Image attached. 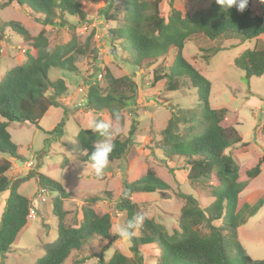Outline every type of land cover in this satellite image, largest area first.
Segmentation results:
<instances>
[{
	"label": "trees",
	"instance_id": "16d2710c",
	"mask_svg": "<svg viewBox=\"0 0 264 264\" xmlns=\"http://www.w3.org/2000/svg\"><path fill=\"white\" fill-rule=\"evenodd\" d=\"M12 2L41 14L45 26H54L58 24L57 20L60 25H65L68 16L78 18L80 23L87 20L82 0H5L2 5L8 6ZM161 2L123 0L122 24L111 29L110 34L131 50L137 63L145 59H165L173 53L171 62L154 70L153 83L164 81L166 90L177 91L181 88V79H186L191 87L198 90L194 107L187 110L172 108L167 126L161 131L160 139L155 140V146L166 159H182L191 182L209 181L215 177L217 185L212 186V203L204 207L192 194H180L185 203L178 218L179 229L170 232L163 223L146 218L140 226L142 233L137 235L136 229L129 240L132 255L116 250L106 260L104 252L114 240L110 234L112 217L109 213H98L94 204L110 199L109 193L106 196L88 197L81 207L82 218L75 216V223L69 224L67 217L72 212L64 209V203L71 196L61 183L36 171L12 181L7 175L12 162L1 158L0 196L7 192V197L0 220V255L13 250L18 234L29 221L34 202L21 194L19 187L35 176L40 189L57 194L52 200V211L58 224L56 240L43 246V255L33 264H65L72 252L83 251L86 243L95 237L109 240L98 254L100 264H144L141 246L149 244L156 245L159 250L156 264H264V259L255 260L249 255L238 234L239 228L264 205L263 197L255 204H244L237 210L240 195L247 183L240 180V165L227 151L241 144L242 137L235 126L222 124L228 110L211 106V81L183 56L186 42L197 35L211 41L235 38L255 40V47L244 50L235 58L234 64L244 72L246 80L263 76L264 42L261 36L264 35V3L262 14L255 15L252 0H248L243 12L237 11L235 6L231 9L221 6L214 0L207 9L192 14L177 9L173 0L166 14L160 8ZM107 9L108 6L104 7L102 13L105 14ZM114 17L117 19V16ZM6 29L19 35L28 47L25 50L26 60L7 70L0 80V153L7 154L16 162L25 163L27 158L13 142L9 124L28 122L39 127V121L49 109L60 105V98L69 96L68 82L62 78L52 80L49 77L50 69L78 72V56L86 55L91 37L86 41L81 40V36L72 28L69 41L52 45L45 29L33 36L20 21H0V35ZM220 50L219 47L212 48L205 60ZM137 96L138 85L132 77H117L105 67L102 81L96 80L89 85L85 107L96 114L107 110L115 118L134 105ZM160 101L167 102L163 99ZM65 122L62 119L49 132L53 140L64 135ZM137 124L135 118L127 134L117 133L113 136L115 147L109 157V166L123 159L132 148ZM88 129L79 130L77 141L85 152L81 160L92 164V146L102 137ZM67 161H64V165ZM262 171L264 158L247 170V175L255 178ZM168 189L170 186L152 169H147L134 181L123 178L118 209L126 213L125 222L142 213L132 200L133 194L164 192ZM84 262V257H77L71 264Z\"/></svg>",
	"mask_w": 264,
	"mask_h": 264
},
{
	"label": "rangeland",
	"instance_id": "374dc122",
	"mask_svg": "<svg viewBox=\"0 0 264 264\" xmlns=\"http://www.w3.org/2000/svg\"><path fill=\"white\" fill-rule=\"evenodd\" d=\"M0 0V21H20L35 36L42 29L46 30L52 45L70 40L72 28L81 36V40L91 37L86 55L78 56L76 73L52 68L49 77L52 80L65 79L70 88L69 96L59 99L60 105L52 106L36 125L28 122H11L8 130L12 140L19 147L21 154L26 156L25 163L16 162L7 154L0 153V159L11 160L13 167L7 175L12 181L25 177L36 171L58 181L70 193V199L64 203V209L71 211L67 222L74 224L75 216L82 218L81 207L91 196L109 193L110 199L98 201L94 208L100 214L109 213L112 217V229L117 223H125L126 213L118 209L122 194V181L126 178L134 181L152 169L169 186L167 191L154 193H135L132 200L147 219L163 223L171 232L179 229L178 218L185 199L180 194H192L202 206L212 203V186L217 185L215 177L209 181L191 182L187 177V169L180 158L166 159L162 151L155 146V140L161 137V131L167 126L171 110H187L195 106L198 90L191 87L186 79H181V88L168 91L164 81L154 82V70L165 63L171 62L173 53L168 57L156 60H142L140 63L129 48L121 41L111 37L110 30L122 24L123 0H82L83 9L87 12V20L79 22L78 18L67 17V24L45 26L43 16L17 2L3 6ZM214 0H173L177 9L192 14L207 9ZM172 0H162L160 8L167 14ZM253 14H262L261 0H252ZM106 13L102 9L107 7ZM117 16V19L116 17ZM72 26V28H71ZM264 42V35L261 36ZM84 43V42H83ZM256 41L235 39L208 40L197 35L188 40L183 49V56L191 62L206 78L211 81L210 104L215 109L226 108L227 116L224 126H235L242 137V143L230 149L234 159L240 165V180L247 186L240 195L237 210L244 204L253 205L264 197V171L257 177L249 178L247 170L264 158V75L245 79V74L238 69L234 60L244 50L255 47ZM27 44L10 29L0 35V80L7 70L26 60ZM219 47L209 60V50ZM109 68L117 76H130L138 85L136 103L124 109L113 118L107 110L94 113L85 107L88 87L94 81H102V71ZM103 85V83H101ZM160 99L167 101L161 103ZM81 101H84L81 104ZM135 111V112H133ZM111 121L118 133L127 134L136 118L138 120L135 141L123 159L112 163L102 177L93 174L92 164L81 160L85 155L77 141L81 128H89L97 117ZM65 119L64 135L53 140L51 132ZM66 165H64V161ZM19 192L33 199L34 208L29 221L20 231L11 252L0 255V264H33L44 253L43 246L57 238V217L52 211V200L57 195L39 188L35 176L30 177L19 187ZM6 195L0 196V220ZM142 232L137 228L136 234ZM240 241L255 260L264 259V205L246 224L239 228ZM114 240L104 252L109 260L116 250L131 256L129 240H121L112 234ZM109 240L95 237L90 239L83 251H74L65 264H71L75 258H85L82 264H100L98 254ZM144 264H156L159 250L156 245L141 246Z\"/></svg>",
	"mask_w": 264,
	"mask_h": 264
},
{
	"label": "clouds",
	"instance_id": "9594fccd",
	"mask_svg": "<svg viewBox=\"0 0 264 264\" xmlns=\"http://www.w3.org/2000/svg\"><path fill=\"white\" fill-rule=\"evenodd\" d=\"M261 2L264 3V0ZM217 3L229 9L235 6L237 11L243 12L248 5V0H217ZM83 103L84 101H81V104ZM88 130L98 133L102 137L93 144L90 153L93 174L96 177H102L109 166V157L115 147L113 136L119 132V129L115 128L111 121L97 117L90 123ZM145 219L143 213H138L125 223H117L110 234L121 240H130L135 235V230L143 224Z\"/></svg>",
	"mask_w": 264,
	"mask_h": 264
},
{
	"label": "crops",
	"instance_id": "0c3cea01",
	"mask_svg": "<svg viewBox=\"0 0 264 264\" xmlns=\"http://www.w3.org/2000/svg\"><path fill=\"white\" fill-rule=\"evenodd\" d=\"M12 167H13V165H12ZM6 197H7V195H6Z\"/></svg>",
	"mask_w": 264,
	"mask_h": 264
}]
</instances>
